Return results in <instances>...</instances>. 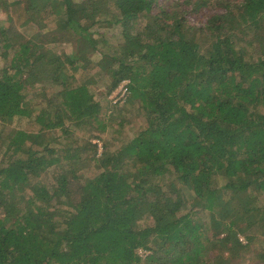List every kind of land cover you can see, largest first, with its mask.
Returning <instances> with one entry per match:
<instances>
[{"label":"trees","instance_id":"trees-1","mask_svg":"<svg viewBox=\"0 0 264 264\" xmlns=\"http://www.w3.org/2000/svg\"><path fill=\"white\" fill-rule=\"evenodd\" d=\"M157 1L0 0L11 8L0 19V119L33 121L0 132V264H264V36L237 35L264 23V0H226L198 24L183 9L154 12ZM102 24L119 25L121 42L92 30ZM64 41L76 54L53 49ZM94 66L107 93L127 81L145 124L84 159L92 144L58 152L50 134L106 127ZM65 160L95 172L35 179ZM215 175L225 184L213 187Z\"/></svg>","mask_w":264,"mask_h":264},{"label":"rangeland","instance_id":"rangeland-1","mask_svg":"<svg viewBox=\"0 0 264 264\" xmlns=\"http://www.w3.org/2000/svg\"><path fill=\"white\" fill-rule=\"evenodd\" d=\"M232 1L236 2L238 0ZM225 4L226 0H159L155 4L156 9L154 8V12H158V8L166 7H172L173 10L175 9L177 11L183 9L186 10V17L188 18V22L190 24H198V22H202L205 20V16L207 17L213 12H220L221 10H224ZM10 12L11 8L2 6L0 8V19L5 22ZM42 20H45L47 29H51L54 27L53 16L43 17ZM254 27H257V29L253 30ZM254 27L245 23L240 27V30H243L242 33H238L237 35L243 38L245 41H255L254 38L256 33H260L264 36V23H258ZM21 30L23 32H26V34H30L32 32V29H29L28 27H22ZM92 30H95V32L98 31L99 34H102L101 32H103V35H106L105 38L108 39L111 45H116L117 42H121L122 40V36L119 34V25L102 24L98 27H93ZM99 34L98 36H95V38H99ZM256 44L257 43L254 42L251 46L254 48V45ZM53 49H56L58 53L62 54H76L75 47H73V45L67 43L66 41L59 42V44L57 43ZM248 54L253 58L257 57V53L255 52V50H252V52ZM93 56L94 58L92 59H95V61L100 58L98 53H95ZM0 64L4 65L5 63L0 60ZM90 70L91 71L88 73L93 74L95 78V83L91 86V93L94 99L99 103V116L103 121L102 124H104V127H106L103 130L101 128L97 131L96 124H81L77 127H72V129H74V132L71 129L73 135L69 137L60 136L61 132L59 130L55 131L54 134H50V146H52V148H55L58 152L70 145L82 146L85 144L87 146L88 144H92L93 148L91 149V151H85V153H83L84 159H86V157L89 158L93 153L95 154L96 158H100L102 155L107 153H112L119 146L120 141L124 136L132 137L133 135H135V132L142 129L145 124L143 116L141 114L142 108L138 100H134L131 102L128 99L127 95L125 96L124 100H120L121 98L114 93V90L118 86H116L114 90L107 93L106 86L108 84V81L105 79V72L101 70V72L99 73L97 71V67L95 66L91 67ZM31 95L32 94H29V98H31ZM34 102L37 101L35 100ZM34 106L36 105L34 104ZM29 121H26L25 118L21 119V121H19L18 119H13V121L8 123L3 122L0 119V132L3 136H8V131L11 128L13 129L16 126L23 127V124H26L27 122L31 123L32 120ZM37 127V124H31L27 127V130L36 132ZM44 133L49 132L44 131ZM65 161L67 162H63L60 166L59 164H56L47 168L44 173H42L35 179L40 180V182L43 184L49 185V183L51 182V177L48 173L51 170H79L78 173L82 174V179H89L90 176H92L95 172V168L91 160L87 161V166L85 165V162L82 163L78 160ZM213 179V187L218 188L225 184V177L223 175H215ZM178 189L181 190V194L189 197L188 191L181 188L180 185L178 186ZM257 203L264 204V194H260L257 196ZM240 239H243L242 236H240ZM260 244L264 245V242L255 245V249H257ZM138 253L142 257L147 254L144 250H138ZM246 264H252V261L249 260Z\"/></svg>","mask_w":264,"mask_h":264},{"label":"built area","instance_id":"built-area-1","mask_svg":"<svg viewBox=\"0 0 264 264\" xmlns=\"http://www.w3.org/2000/svg\"><path fill=\"white\" fill-rule=\"evenodd\" d=\"M114 91V93L121 98L120 100H124L125 96L128 95L127 81L124 80L120 82Z\"/></svg>","mask_w":264,"mask_h":264}]
</instances>
